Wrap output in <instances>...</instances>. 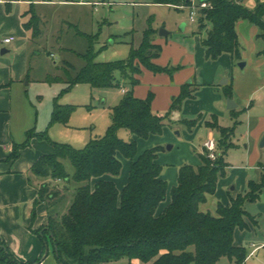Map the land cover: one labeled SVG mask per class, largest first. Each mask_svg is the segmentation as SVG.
Returning a JSON list of instances; mask_svg holds the SVG:
<instances>
[{"label": "trees", "instance_id": "16d2710c", "mask_svg": "<svg viewBox=\"0 0 264 264\" xmlns=\"http://www.w3.org/2000/svg\"><path fill=\"white\" fill-rule=\"evenodd\" d=\"M207 1L212 6L199 9L196 21L198 32H206L202 39L206 58L216 60L223 53H229L233 60L241 61L242 45L236 24L239 20H248L259 27V37L264 38V2L249 9L238 0ZM152 2L184 9L190 7L193 0ZM29 5L25 12L29 17L24 21V27L37 37L42 32L40 16L35 3L32 1ZM152 22L151 17L140 44L132 46L126 59L96 61L91 44L82 55L85 66L75 76L68 74V89L81 82L97 88L118 87L121 86L118 73L121 80L129 84L119 104L112 107L111 124L105 134L92 138L84 148L77 149L68 143L53 141L33 127L27 131L24 142L13 144L10 160L18 159L22 149L29 146L34 137L48 140L52 145L53 151L41 155L30 169L37 177L69 182L64 160L69 159L74 166L72 177L81 185L76 189L67 212L62 214L56 210L65 199L61 183H42L35 201L36 205L39 202L47 205L48 223L42 228L41 237L46 245L48 242L54 245L60 264H105L121 258H128L126 264H219L223 257L234 260L235 264H244L247 259L246 247L234 243L235 232L249 229L248 221L258 225L246 205L258 201L264 190V163L260 165V179L250 180L245 192L231 197L229 204L218 202L215 214L203 209L209 196L216 193L219 180L227 175L229 149L236 147L233 142L235 126H221L216 115L212 121L205 122L208 127L219 131L216 157L212 159L204 149L200 154L201 164L181 165L178 182L170 191V203L162 212H157L169 191L167 180L161 177L163 167L157 162L161 147H152L139 154L134 136L147 139L162 134L167 123H177L171 120L172 114L181 111L186 99L195 97L200 84L195 81L182 84L165 114L153 111L155 95L152 91L145 98L135 96L134 87L140 83L137 76L143 68L154 73H167L171 77L182 68V65L163 66L154 62L163 49L153 42L157 29ZM90 40L92 43L93 38ZM224 91L232 98V83L225 86ZM71 113V107L56 100L51 124L67 121ZM200 118L181 119L178 124L192 129ZM121 129L130 131L132 137L128 141L119 135ZM119 154L130 160L128 180L121 190L113 180L103 178L104 175L120 174L122 161ZM0 264L30 263L19 261L7 245L0 242Z\"/></svg>", "mask_w": 264, "mask_h": 264}, {"label": "rangeland", "instance_id": "374dc122", "mask_svg": "<svg viewBox=\"0 0 264 264\" xmlns=\"http://www.w3.org/2000/svg\"><path fill=\"white\" fill-rule=\"evenodd\" d=\"M32 1L38 0H20L11 4L7 3L10 1L4 0L0 3V67L7 66L8 69L11 66L17 74L14 78H17V81L13 83L14 118L20 119L22 124L30 122L28 124L35 126L37 132L46 133L51 140L68 143L77 149L84 148L92 138L105 134L111 124L112 107L119 104L124 96L121 92L123 88L130 87L121 80V75L118 73L117 76L121 81V86L118 87L97 88L81 82L68 89V74L75 76L85 66L86 61L82 55L88 51L91 44L96 61L126 59L130 55L132 46L141 40L148 19L151 17L153 27L158 31L161 28L173 31L171 36L173 39L185 34L180 29L184 24L188 26V30L195 29L198 32V24L191 22L188 8L175 9L168 5L150 3L149 1L152 0H88L92 3L97 1V5L78 3L77 0L63 4L35 5L38 15L45 16V19L43 21L40 17L42 32L39 36L33 37L32 31L24 28V21L29 17L25 12ZM205 33L204 31L203 34ZM5 37H13V42L4 44ZM90 37L93 38L92 43ZM3 49L9 52L3 53ZM242 61L234 59L235 66L241 68L239 63ZM241 69L246 70V68ZM148 73V71L144 72L140 86L155 93V87ZM203 86L200 85L198 89ZM254 98L259 107L252 110L249 115L252 116L253 121H257V114H263L264 126V92H262L263 100L258 94ZM56 100L62 105L71 107L72 113L67 121L59 120L51 124ZM246 104L247 102H244L242 109ZM249 111L247 110L237 120L234 114L240 111L234 110L228 112L225 118H221L223 125L235 126L233 142L236 147L229 149L227 153L232 164H241L238 160L231 161L232 153L245 152L246 145L250 146L249 150L253 146L250 120L247 117ZM165 112L163 111L162 114ZM199 116L198 114L196 117ZM185 118L187 117L182 107L180 112L171 116V120L177 123H167L162 134L150 140L143 139L138 144L139 154L152 147H161L158 152L159 162L170 178L178 174L179 171L177 172L176 169L180 162L181 165L201 164V137L195 134L196 127L188 129L178 124V120ZM130 134L127 129L119 131V135L127 141L131 138ZM169 145L172 149L168 150ZM119 158L122 161V170L118 176L112 177H115L118 188L122 189L127 180L130 163L121 154ZM64 164L70 175L69 182L47 179L53 184L61 183L60 188L65 199L57 205L56 210L58 212L60 210L62 214L67 212L76 189L81 185L72 177L74 166L71 161L66 159ZM235 173H238L234 178L237 180L240 178L238 171L227 170L226 178H231ZM167 182L170 183L168 180ZM92 185L94 186L93 182ZM173 186L175 185L169 184L167 197L160 203L158 213L170 203V191ZM218 191L220 194L225 193L223 189ZM260 198H263V202L258 200L247 203V211L256 217L259 226L251 231L237 229L235 233L234 243L247 249L248 256L244 264H264V190ZM216 205L207 210L215 214ZM248 224L249 229L255 228L251 221H248ZM253 243L260 246V250L252 254ZM128 261V258H121L105 264H126ZM219 264H235V262L223 257Z\"/></svg>", "mask_w": 264, "mask_h": 264}, {"label": "crops", "instance_id": "0c3cea01", "mask_svg": "<svg viewBox=\"0 0 264 264\" xmlns=\"http://www.w3.org/2000/svg\"><path fill=\"white\" fill-rule=\"evenodd\" d=\"M238 1L249 9H255L258 3L264 2V0ZM3 2L0 1V3ZM67 2L64 0L34 1L35 5L63 4ZM94 2L78 0V3L97 5L98 2ZM149 2L153 3L152 1ZM149 2L147 3L149 4ZM7 3L11 4L12 2ZM39 16L44 21L45 16L41 14ZM180 29L185 34L175 39L171 37L173 31H170L169 35L164 37L159 34L157 29L153 42L160 44L163 50L160 57L156 58L154 62L163 66L169 64L182 65V68L176 71L173 77L167 73H154L143 68L142 73L137 76L140 83L134 87L135 96L145 98L151 91L148 88L142 89V86H140L145 71L149 72V79L156 91L155 93L152 91L155 95L152 109L159 114L169 109L172 98L179 93L181 85L185 82L195 81L197 84L204 85L196 91L194 98H188L182 106L186 119H195L198 114L201 117L199 123L195 126V134L201 137L202 152L204 151V143L207 140H217L219 137L218 129L208 127L205 124L206 121H212L213 116L216 115L221 126L230 127L223 125L221 118H225L228 112L234 110L236 112L240 111L234 117L237 120L247 110H250L247 117L250 120V133L253 140L251 150L248 149L250 146L246 145L245 152L232 153L231 161H241V164L238 165L230 163L228 154L226 156L229 163L227 170L231 172L238 171L240 178L234 179L238 173H235L232 176L233 178H226L227 175L221 178L216 193L209 196L208 202L202 206L203 209L207 210L218 202L229 204L231 197H236L238 193L245 192L250 180L260 179V165L264 163V146L261 145L264 140L263 114H257V121H253L252 116L249 114L259 107L258 102L253 97L258 94L262 98V92H264V38L259 37L261 30L256 24L248 20L237 22L236 29L242 45V60L246 63L244 67L246 70L242 71L241 68L235 66L229 53H223L216 60H208L205 54L206 49L202 44L205 34L196 32L195 29L188 30L186 24ZM169 38L171 39L169 40ZM4 39V44L13 42L5 43ZM140 41L134 46H138ZM7 52L9 50L5 49L3 53ZM6 68L7 66L0 67V242H4L9 251L21 262L60 264L57 260L54 245L51 242L46 245L41 237L42 228L48 223L47 205L45 202L35 204L40 185L48 180L37 177L30 170L39 157L51 153L53 147L47 140L34 137L30 145L22 149L18 159H9L13 144L24 142L27 138V131L33 126L28 124L30 122L22 124L20 119L15 120L14 118L13 83L17 81V78L14 79L17 74L11 69V66L8 68L9 70ZM230 83L233 85L232 98L227 96L224 91V87ZM124 88L129 89V87ZM121 92L122 94L125 93L123 90ZM229 98L233 99L236 104L235 107L229 108L227 106ZM244 102H247V104L242 109ZM225 110H228L227 113ZM253 122L255 123L253 124ZM154 136L157 135H151L147 140ZM130 137H132L131 134ZM134 137L137 139L138 144L144 139ZM159 159L158 157L157 162L160 164ZM181 164V162L177 164V172ZM241 174H243V178H241ZM161 177L168 180L170 185H176L178 182V174L170 178L164 169ZM103 178L111 179L116 183L115 177L111 175H104ZM95 182L96 179L93 180V183ZM222 189L225 193L220 194L218 190ZM262 199L259 198V201L263 202ZM33 211H35V215H33ZM257 226H259V222ZM257 226L244 231L255 230ZM38 259H41V261L37 263Z\"/></svg>", "mask_w": 264, "mask_h": 264}, {"label": "built area", "instance_id": "2783aa9c", "mask_svg": "<svg viewBox=\"0 0 264 264\" xmlns=\"http://www.w3.org/2000/svg\"><path fill=\"white\" fill-rule=\"evenodd\" d=\"M0 1H4V0H0ZM6 1H10V2H15V1H20V0H6ZM211 3L206 1H196L193 0V3L190 7H188V9L190 10V19L192 22L197 21V12L199 9L202 8H208L211 7ZM11 41H13V37H5L4 42L5 43H10ZM127 90L125 88H123V92H126ZM204 149H207L209 152V156L214 159L216 157V142L214 139H209L204 143ZM253 246V250L251 251V253H255L259 250L260 246L258 247L256 244H252Z\"/></svg>", "mask_w": 264, "mask_h": 264}, {"label": "water", "instance_id": "95a60500", "mask_svg": "<svg viewBox=\"0 0 264 264\" xmlns=\"http://www.w3.org/2000/svg\"><path fill=\"white\" fill-rule=\"evenodd\" d=\"M201 1H206V0H201ZM169 33H170V31L166 30L165 28H161L160 31H159V34L162 35V36H164V37H167V36L169 35ZM4 51H5V49L2 50V52H4ZM245 65H246V63H245L244 61H242V62L239 63V66H240L241 68H244ZM227 106H228L229 108H233V107L236 106V104H235V102L233 101V99L229 98V99L227 100ZM261 145L264 146V140L262 141V144H261ZM171 148H172V146L169 145V146H168V149H171Z\"/></svg>", "mask_w": 264, "mask_h": 264}]
</instances>
